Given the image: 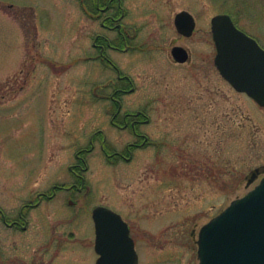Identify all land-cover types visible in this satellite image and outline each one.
I'll return each mask as SVG.
<instances>
[{"label": "rangeland", "instance_id": "rangeland-1", "mask_svg": "<svg viewBox=\"0 0 264 264\" xmlns=\"http://www.w3.org/2000/svg\"><path fill=\"white\" fill-rule=\"evenodd\" d=\"M78 4L0 0V207L19 208L22 197L13 192L24 197L40 189L24 188L25 182L53 179L71 152L59 150L73 142L60 140L70 133L89 140L102 130L119 152L135 141L111 127L110 103L99 101L111 89L98 87L118 75L94 61L98 51L92 44L98 34H115L87 21ZM125 9L133 49L107 55L136 89L123 96L124 111L148 108L152 125L144 132L157 145L114 165L97 145L89 157V211L104 204L127 218L139 264H199L201 228L264 177V108L215 70L211 21L233 15L264 47V0H126ZM184 10L197 21L190 39L174 25ZM175 46L189 49L192 63L176 64ZM54 209H42L41 214L50 211L46 216L34 212L33 231L25 239L1 233L9 251L8 261L0 252V264H31V256L41 264H96L93 219L85 221L89 244L71 246L68 216ZM75 224L72 230L81 238V221ZM51 239L58 242L48 249Z\"/></svg>", "mask_w": 264, "mask_h": 264}, {"label": "flooded vegetation", "instance_id": "flooded-vegetation-1", "mask_svg": "<svg viewBox=\"0 0 264 264\" xmlns=\"http://www.w3.org/2000/svg\"><path fill=\"white\" fill-rule=\"evenodd\" d=\"M125 1L126 0H78V8L87 21L97 23L103 31L115 34L113 39L105 34H98L94 37V42L92 44V47L98 51V56L94 58V61L97 60L107 68L115 71L118 75L116 80L112 82L110 81L107 85H101L98 87V90L101 92H106V89H111V93L109 95H99V101L110 103L109 110L112 112L110 119L111 127L114 130L129 133L131 137H134L135 141L127 143L123 151L119 152L108 143L107 135L102 130L96 131L89 140L87 138L84 139L80 133H70L68 136L62 137L60 139L61 141L64 139L73 141L71 143L66 142L65 148L63 147L59 149L62 153H65L67 149L71 150V152L67 154L68 156L63 155V158L65 157V160H67L69 164L67 162L62 163L59 170H57L56 174L53 175V179L45 184L40 185V183L35 184L36 182H34L35 185L31 186L29 185L31 182L27 181L25 182L26 185H21L24 186V188H40L36 191H31L27 196H24L25 198L22 194L13 192L14 196L22 197L23 204L19 208L13 207L9 209L6 206L0 207V252L2 253V257L6 258L7 261L9 245L1 243V233L10 232L9 234L18 235L19 239H25L26 236L30 235L33 231L32 219L34 212L36 213L39 211L38 213L41 214L43 212L42 209H46L48 205L55 206V215L60 214L64 217L68 216L70 231L66 233V238L70 241V245L73 246L75 244L80 246V248H82L84 244L88 245L89 241L87 236L89 230L87 229L85 221H87L89 217L93 219L96 208L101 206L110 208L104 204H98L93 207L91 212L89 211L88 202L89 199L93 197V191L87 174L90 170L89 157L96 151V146L99 145V149L104 154L108 163L110 165H114L121 161L131 162L137 151L153 147L154 144L157 145V143H155L151 137L144 132V128H148L152 125V117L149 115L148 108L134 112L124 111L123 96L134 93L136 89L134 87L133 80L128 76L122 75L121 70L107 55V51L119 53L133 49V47H131V43L135 37L130 34V31L127 30V27L123 23L127 14ZM193 17L195 18L194 15ZM196 29L197 21L193 35L187 37L180 34L176 28L178 34L186 39L192 38ZM175 47L172 48L171 55ZM181 47L187 50L189 54L188 61L185 63H179L173 58V55L172 58L178 65H189L192 63L191 51L184 46ZM141 49L144 50L143 48ZM87 60L90 61V58ZM196 70L199 71V69ZM215 70L218 71L217 67ZM98 90L97 93L94 92V95H98ZM69 145L70 147H67ZM110 209L120 214V212L115 209ZM46 213L49 215L50 211H46ZM47 214L41 215L46 216ZM120 215L128 224L130 236L133 238L137 246V240L133 233L131 223L126 217H124V215ZM79 221H81L83 230L81 238H78L76 233L72 230L75 223V225H80ZM84 234L85 237L83 238ZM57 242V240L51 239L47 248H51L53 245H56L55 243ZM95 242L96 231L94 224L93 249L96 253ZM96 255L97 262L100 256L97 253ZM18 261L21 262L22 260ZM26 262L31 264H41L40 261L33 259V256L28 258Z\"/></svg>", "mask_w": 264, "mask_h": 264}, {"label": "water", "instance_id": "water-1", "mask_svg": "<svg viewBox=\"0 0 264 264\" xmlns=\"http://www.w3.org/2000/svg\"><path fill=\"white\" fill-rule=\"evenodd\" d=\"M221 75L239 93L247 94L264 108V48L254 37L237 27L229 14L212 21ZM178 32L190 37L196 28L193 15L177 14ZM179 63L189 59L187 50L177 46L172 52ZM260 169L252 173L249 185ZM96 227L97 264H139L135 241L128 224L116 212L98 207L93 216ZM199 264H264V178L245 196L234 200L220 215L204 225L199 233Z\"/></svg>", "mask_w": 264, "mask_h": 264}, {"label": "trees", "instance_id": "trees-1", "mask_svg": "<svg viewBox=\"0 0 264 264\" xmlns=\"http://www.w3.org/2000/svg\"><path fill=\"white\" fill-rule=\"evenodd\" d=\"M232 17H233V15H232ZM234 20H235L236 24L238 25V20H237V19H235V18H234ZM238 26H239V25H238ZM258 41H259V40H258Z\"/></svg>", "mask_w": 264, "mask_h": 264}]
</instances>
